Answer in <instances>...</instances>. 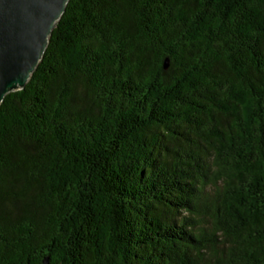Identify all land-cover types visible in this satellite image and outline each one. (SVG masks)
<instances>
[{"label": "trees", "instance_id": "16d2710c", "mask_svg": "<svg viewBox=\"0 0 264 264\" xmlns=\"http://www.w3.org/2000/svg\"><path fill=\"white\" fill-rule=\"evenodd\" d=\"M46 256L264 264V0L67 1L0 102V264Z\"/></svg>", "mask_w": 264, "mask_h": 264}, {"label": "water", "instance_id": "95a60500", "mask_svg": "<svg viewBox=\"0 0 264 264\" xmlns=\"http://www.w3.org/2000/svg\"><path fill=\"white\" fill-rule=\"evenodd\" d=\"M68 0H0V102L24 87ZM164 68L168 61L164 60ZM41 264H48V256Z\"/></svg>", "mask_w": 264, "mask_h": 264}]
</instances>
